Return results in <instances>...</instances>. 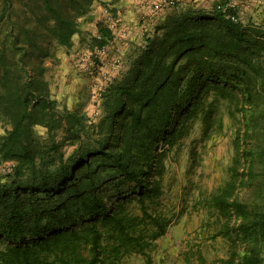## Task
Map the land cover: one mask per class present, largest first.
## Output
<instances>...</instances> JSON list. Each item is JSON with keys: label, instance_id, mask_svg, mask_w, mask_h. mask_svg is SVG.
I'll return each mask as SVG.
<instances>
[{"label": "trees", "instance_id": "trees-1", "mask_svg": "<svg viewBox=\"0 0 264 264\" xmlns=\"http://www.w3.org/2000/svg\"><path fill=\"white\" fill-rule=\"evenodd\" d=\"M39 1L42 30L69 48L76 19L92 0ZM9 8L1 0L0 117L8 129L0 160L15 166L0 185V264L148 259L170 222L157 210L164 147L185 135L209 93L214 101H237L245 121L233 140L229 176L203 205L215 214L213 237L229 243L220 264H262L264 130L255 135L247 122L264 125V33L220 8L173 15L160 36L146 40L132 73L106 90L103 115L93 123L57 109L42 78L47 50L33 40L34 26L9 23ZM111 40L99 26L91 42L102 48ZM35 126L50 137L60 130L72 150L65 156L59 143L36 149ZM251 189L252 200L238 199Z\"/></svg>", "mask_w": 264, "mask_h": 264}, {"label": "rangeland", "instance_id": "rangeland-1", "mask_svg": "<svg viewBox=\"0 0 264 264\" xmlns=\"http://www.w3.org/2000/svg\"><path fill=\"white\" fill-rule=\"evenodd\" d=\"M9 1V23H28V29L34 26L33 40L47 50L48 56L41 58L42 78L57 109L77 112L93 123L103 115L106 90L132 73L146 40L160 36L159 28L173 15L186 10L210 13L232 3L239 22L264 33V0H176L173 6L159 9L152 7L156 0H92L84 5L86 13L76 19L77 32L70 47L64 48L42 30L45 19L39 0ZM64 6L65 10L71 8ZM99 26L112 35V40L102 48L92 46L91 42L98 37ZM34 55L30 57L31 63ZM236 104L235 100L214 101L209 93L200 113L188 122L185 135L170 148L164 147L162 193L157 210L170 222L164 235L154 242L148 259L130 255L120 264H220L227 258L229 243L220 236L213 237L215 214L203 205L227 180L235 134L245 128ZM1 118L0 141L8 129ZM249 123L255 135L264 130V125ZM32 136L36 149L44 151L52 143H59L65 156L72 150L60 130L50 137L44 127L35 126ZM14 166L13 162L0 160V185L8 182ZM254 191H242L238 199L252 200L250 195Z\"/></svg>", "mask_w": 264, "mask_h": 264}, {"label": "built area", "instance_id": "built-area-1", "mask_svg": "<svg viewBox=\"0 0 264 264\" xmlns=\"http://www.w3.org/2000/svg\"><path fill=\"white\" fill-rule=\"evenodd\" d=\"M176 0H156L152 7L154 9H159L161 7H170L173 6ZM222 11H231L233 15H229L230 19L233 21H239L236 17L235 11H234V4L228 3L224 5L223 7H220Z\"/></svg>", "mask_w": 264, "mask_h": 264}]
</instances>
